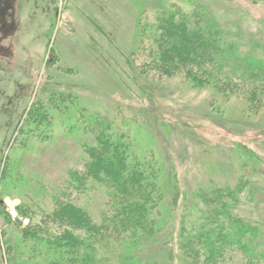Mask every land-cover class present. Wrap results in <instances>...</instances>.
Instances as JSON below:
<instances>
[{"label":"rangeland","instance_id":"obj_1","mask_svg":"<svg viewBox=\"0 0 264 264\" xmlns=\"http://www.w3.org/2000/svg\"><path fill=\"white\" fill-rule=\"evenodd\" d=\"M168 10L198 11L239 38L241 50H264V0H0V264L57 263L20 231L37 220L51 227L55 194L69 189L96 221L109 212L101 185L75 192L66 183L83 172L99 127L160 169L164 228L138 256L185 264L176 241L197 220V192L233 185L242 173L256 188L234 213L264 225V172L254 169L264 163V100L247 112L240 90L252 84L244 80L213 82L233 95L212 101V89L184 72L156 76L147 45ZM111 244L108 264L124 251ZM230 262L242 264L240 255Z\"/></svg>","mask_w":264,"mask_h":264},{"label":"trees","instance_id":"obj_2","mask_svg":"<svg viewBox=\"0 0 264 264\" xmlns=\"http://www.w3.org/2000/svg\"><path fill=\"white\" fill-rule=\"evenodd\" d=\"M191 13L168 10L160 14L156 29L150 34L152 43L147 45L155 75L184 72L193 86L212 89V101L217 95H233L231 88L224 89L213 82H223L228 87L237 85L234 79L244 80L252 84L249 92L238 89L243 99L250 100L244 105L246 111L262 107L264 50L257 52L253 43L249 49L241 50L239 38L200 12ZM94 137L95 143L84 147L87 157L83 172H77V176L72 173L66 183L75 192L84 191L85 186L101 185L108 196L109 212L103 213L99 221L94 220L67 189L53 196L54 208L48 214L53 225H42L37 220L33 229L21 228L22 238L36 242L34 251L36 246H45V254L51 252L56 264H108V257L102 254L114 247L112 240L124 247L120 260L113 264H168L134 252L143 243L160 240L159 231L164 228L157 205L165 197L159 167L140 156L133 144L122 137H108L100 127ZM260 161L259 158L260 166L253 168L264 172ZM250 176L253 175L242 173L233 185L213 183L197 192L202 205L197 220L188 227L181 226L176 241L185 264H231L230 259L238 254L242 264H264L263 223L234 213L242 195L246 193V199L250 198L249 193L256 188ZM41 216L46 217L42 213Z\"/></svg>","mask_w":264,"mask_h":264}]
</instances>
